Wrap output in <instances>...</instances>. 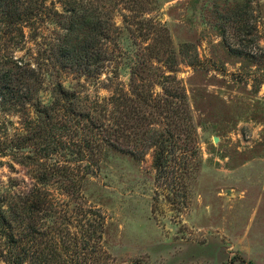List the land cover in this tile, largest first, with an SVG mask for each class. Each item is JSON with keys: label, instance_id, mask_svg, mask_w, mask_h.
Masks as SVG:
<instances>
[{"label": "trees", "instance_id": "trees-1", "mask_svg": "<svg viewBox=\"0 0 264 264\" xmlns=\"http://www.w3.org/2000/svg\"><path fill=\"white\" fill-rule=\"evenodd\" d=\"M156 2L0 0V103L19 106L20 124L9 133L0 122V157L29 175L0 180V264H105L106 219L87 192L108 156L151 152L164 183L169 167L187 166L180 137L191 117L168 28L149 15ZM47 23L56 32L51 55L35 65L16 56L27 30ZM102 74L108 95H90L81 79Z\"/></svg>", "mask_w": 264, "mask_h": 264}, {"label": "rangeland", "instance_id": "rangeland-1", "mask_svg": "<svg viewBox=\"0 0 264 264\" xmlns=\"http://www.w3.org/2000/svg\"><path fill=\"white\" fill-rule=\"evenodd\" d=\"M149 15L166 24L177 52L191 117L180 137L187 166L169 167L164 183L151 152L108 156L87 192L106 219L105 264H264V0H157ZM27 34L15 55L35 65L51 55L55 28ZM118 40L130 54L127 31ZM81 82L90 95L109 93L104 74ZM0 104L12 133L19 106ZM9 177L29 181L25 166L0 157V180Z\"/></svg>", "mask_w": 264, "mask_h": 264}, {"label": "water", "instance_id": "water-1", "mask_svg": "<svg viewBox=\"0 0 264 264\" xmlns=\"http://www.w3.org/2000/svg\"><path fill=\"white\" fill-rule=\"evenodd\" d=\"M214 141H217V137L214 138Z\"/></svg>", "mask_w": 264, "mask_h": 264}]
</instances>
